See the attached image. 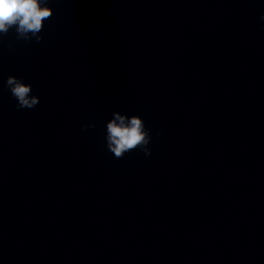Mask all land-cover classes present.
Instances as JSON below:
<instances>
[{"label":"clouds","instance_id":"1","mask_svg":"<svg viewBox=\"0 0 264 264\" xmlns=\"http://www.w3.org/2000/svg\"><path fill=\"white\" fill-rule=\"evenodd\" d=\"M48 2L49 0H0V39L14 28L16 39L31 41L34 38L36 43L41 42L43 37L40 33L44 21L53 15L52 8L47 6ZM260 19L264 21V15ZM6 85L17 100L19 109H32L39 103V97L31 95V84L10 75ZM113 117L106 124V143L115 158L121 159L126 152L137 148L142 149L146 156L151 155L148 147L151 140L150 130L145 128L142 118L138 115H121L119 112H114ZM87 127L94 125L82 126Z\"/></svg>","mask_w":264,"mask_h":264}]
</instances>
